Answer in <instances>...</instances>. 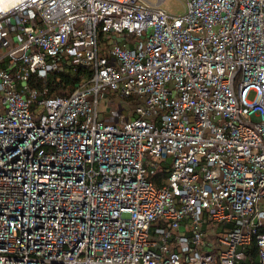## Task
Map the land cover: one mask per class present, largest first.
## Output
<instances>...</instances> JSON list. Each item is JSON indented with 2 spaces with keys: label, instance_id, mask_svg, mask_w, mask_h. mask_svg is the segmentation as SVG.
I'll use <instances>...</instances> for the list:
<instances>
[{
  "label": "built area",
  "instance_id": "1",
  "mask_svg": "<svg viewBox=\"0 0 264 264\" xmlns=\"http://www.w3.org/2000/svg\"><path fill=\"white\" fill-rule=\"evenodd\" d=\"M183 1L0 0V264H264V0Z\"/></svg>",
  "mask_w": 264,
  "mask_h": 264
},
{
  "label": "trees",
  "instance_id": "2",
  "mask_svg": "<svg viewBox=\"0 0 264 264\" xmlns=\"http://www.w3.org/2000/svg\"><path fill=\"white\" fill-rule=\"evenodd\" d=\"M64 67L62 71L53 72L48 81L34 77L31 81L32 86L41 90L47 88L49 96L53 94L66 96L73 93L79 84L92 76V71L84 67L79 66L75 69L66 65ZM167 172V170H163L154 177L153 180L157 186H161L163 180L167 178Z\"/></svg>",
  "mask_w": 264,
  "mask_h": 264
},
{
  "label": "rangeland",
  "instance_id": "3",
  "mask_svg": "<svg viewBox=\"0 0 264 264\" xmlns=\"http://www.w3.org/2000/svg\"><path fill=\"white\" fill-rule=\"evenodd\" d=\"M143 3L150 2L152 4L157 3L158 0H140ZM161 8L164 9L170 15H181L185 11V3L183 0H164ZM250 101L255 100V95L251 94L249 97ZM136 103L129 99H121L116 92L111 94H105L99 104V112L111 116V118L121 117L123 112L132 113L136 107ZM148 178H154L148 176ZM213 230L211 229L210 233Z\"/></svg>",
  "mask_w": 264,
  "mask_h": 264
},
{
  "label": "crops",
  "instance_id": "4",
  "mask_svg": "<svg viewBox=\"0 0 264 264\" xmlns=\"http://www.w3.org/2000/svg\"><path fill=\"white\" fill-rule=\"evenodd\" d=\"M120 98L121 99H126V98H122V97H120ZM129 114H130L129 112H123L122 115H121V117H119V118H111V116L107 115L106 116V119H108L110 122L120 123L124 118L129 117Z\"/></svg>",
  "mask_w": 264,
  "mask_h": 264
}]
</instances>
